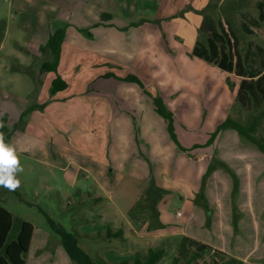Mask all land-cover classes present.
Instances as JSON below:
<instances>
[{
  "label": "rangeland",
  "instance_id": "1",
  "mask_svg": "<svg viewBox=\"0 0 264 264\" xmlns=\"http://www.w3.org/2000/svg\"><path fill=\"white\" fill-rule=\"evenodd\" d=\"M44 1L48 6L41 0H0V20L6 24L0 46V117L6 114L10 125L34 101L28 96L34 86L32 77L13 66H29L33 58L26 48L35 47L38 57L48 32L65 28L57 67L67 85L47 92L50 100H45L43 109L26 114L10 138L9 146L19 161L15 191L21 198L0 187V203L34 227L27 264H66L62 246L53 260L36 263V251L52 252L59 245V237L49 231L47 216L69 231L90 235L107 228L122 231V242L78 237L93 255L119 261L132 259L137 252L145 254L149 248L163 249L157 264H171L180 236L142 235L134 229L129 210L148 188L150 178L170 188L163 195L166 211L182 204L189 210L181 195L198 188L209 162L206 140L227 117L246 124L259 116L254 134L264 138V96L259 94V101L246 106L236 99L239 81L247 76L224 72L189 52L184 55L190 44L205 43L202 26L210 16L215 24L220 20L234 32L245 68L264 72L260 0ZM157 8L159 14L173 12L177 15L172 17L186 19L183 25L196 27V35L165 15L152 23L140 22L148 15L154 17ZM223 145L235 147L227 152L233 165L245 157V151L236 153L238 149H248L250 156L251 151L260 152L238 134ZM212 147L211 160L219 153L215 143ZM261 155V167L251 164L243 171V208L249 214L243 222L246 234L240 231L239 235L248 244L252 236L264 242V206H257L254 214L247 195L253 180L264 175ZM128 169L132 173L122 174ZM218 179L222 188V177ZM259 200L264 205V198ZM254 215L262 221L258 224L257 218L256 230ZM43 230L45 241L38 244ZM231 241L228 248L221 243L226 250L218 245L224 254L204 250L202 242L191 238L177 253V264H184L192 253L198 254L192 264H222L228 253L239 260Z\"/></svg>",
  "mask_w": 264,
  "mask_h": 264
},
{
  "label": "trees",
  "instance_id": "2",
  "mask_svg": "<svg viewBox=\"0 0 264 264\" xmlns=\"http://www.w3.org/2000/svg\"><path fill=\"white\" fill-rule=\"evenodd\" d=\"M218 2L219 0H215ZM216 2H214L216 4ZM259 19L264 22V0L257 2ZM203 22V29L207 32L205 43L196 42L192 56L204 59L209 63L215 64L221 70L226 72H234L243 77L238 84L236 90V99L246 106L249 102L259 101L260 95L264 96V72L260 69L248 70L245 68L241 55L236 48L237 41L234 32H231L224 26L222 21L217 24L212 18L208 17ZM5 22L0 20V41L3 37ZM232 34L234 36H232ZM65 37V28L58 27L50 32L46 40L42 43L39 51L40 55L35 56L33 62L39 64V72L47 73L53 72L55 74L51 81L50 91L54 93L66 87V82L60 77L57 72V65L60 59L61 44ZM42 57V58H41ZM13 69L18 72L28 73L35 84L33 92L29 98L32 99L38 91L40 79L36 77L35 66H23L21 64L14 65ZM260 94V95H259ZM262 98V97H261ZM46 102L38 104H29L18 117V121L13 124L8 123L7 115L0 117V138L9 146L10 138L15 129H17L26 114L34 109L42 110ZM167 119H170V114L162 108L157 109ZM259 116H254L246 124L240 123L238 120L227 117L223 122L216 125L215 130L211 132L206 140L205 146L215 143L218 149V155L209 162L206 171L202 175L200 187L192 197V208L187 222L184 225V231L189 236L199 240L203 243V249H213L225 252L219 249L221 245L223 250L229 246L231 239L235 254L245 260H252L256 264H264V242L252 236V243H245L239 235L240 231L246 234L243 226L245 217L249 214L243 208L245 197L244 172L247 165H258L261 167L262 158L261 153H264V138H257L254 132L257 129ZM168 129L172 134L170 123L167 124ZM240 135L248 139L251 143L256 145L260 152L251 154L248 149L242 148L236 151L240 155L245 151V157L241 161L239 158L238 164L233 165L228 161L227 152L229 149L235 150L233 146H225L229 137ZM246 153H249L248 156ZM243 169V170H242ZM244 171V172H243ZM222 177V188H219V179ZM1 187V186H0ZM19 198H21L17 191H12ZM166 191L158 187L153 178L148 180V188L142 196L136 201V204L130 208L129 214L133 220H139L146 223V230L153 231L162 228L164 224L159 219V212L157 209L158 201L163 197ZM247 195L250 198V209L256 214L257 206L262 208L259 199L264 198V175L259 179H254ZM99 198H94L98 200ZM254 208V209H253ZM148 213L146 216L145 213ZM140 215L141 218L139 217ZM257 216V215H256ZM254 215L252 217L253 227L255 224L262 223ZM47 223L49 231L59 237V245L52 252H45L42 250L36 251V263L44 260H53L57 250L62 246L66 264H157L163 254V249L149 248L147 253L141 254L137 252L132 259H122L119 261H110L101 256L93 255L88 250L79 244L78 237L93 240L95 238L123 241L122 231L120 229L113 230L107 228L104 233L97 234L79 233L77 231L67 230L61 223L55 222L47 216ZM226 225V228H223ZM261 227L257 226L259 234ZM252 233V232H249ZM253 234V233H252ZM45 230L38 237L39 242L43 241ZM34 238L33 225L20 217H14L13 214L0 203V264H27L26 256L29 251L30 241ZM221 243L227 246L224 247ZM37 244V245H38ZM203 250V252H205ZM198 256L197 253H192L184 264H191ZM178 257H173L171 264H177ZM40 264V263H39Z\"/></svg>",
  "mask_w": 264,
  "mask_h": 264
},
{
  "label": "crops",
  "instance_id": "3",
  "mask_svg": "<svg viewBox=\"0 0 264 264\" xmlns=\"http://www.w3.org/2000/svg\"><path fill=\"white\" fill-rule=\"evenodd\" d=\"M41 2H42V4L44 6H48L46 1L41 0ZM169 10L170 9H168L167 11H169ZM153 11L155 12V16L154 17H150V15H148L147 16L148 18H142L140 20V22H150V23H152V21L156 20L154 18H156L158 16L162 17L163 15H165L167 18H173V20L175 22H177V23L179 22L180 27L182 26V27H184L185 29H187L189 31V35H191V36H193V35L195 36L196 35V30H195L196 27H194V29H193V27L191 25H189V24L183 25V23L186 22V19H183L180 16L172 17V15H174V16L177 15V14L175 15V13H173V12H168V13L163 14V12L160 11V14H159V8H157V9H155ZM210 18H212V17H210ZM202 29H203V27H202ZM5 32H6V24L4 25L3 36H4ZM49 33L50 32H48V35H49ZM176 34H177V32H176ZM206 35H207V32H206ZM44 40H46V39H44ZM1 41H0V46H1ZM64 41H65V38H64ZM64 41H63V43H64ZM196 42L192 46H191V44L189 45V47H188L189 49L187 51H185V54H184L185 56L188 57L189 53L191 55V51L193 50ZM34 48L35 47H27L26 48V51L32 55L33 59H35V56H34L35 50H34ZM33 59H32V63L31 64H33L35 66V74H36V77L40 79V84L38 86V91L35 93V95L33 97L34 101L32 103L35 102V103L41 104V103H44L43 100L44 101L45 100L46 101L50 100L47 92L49 93V91H50L51 81L54 78L55 74L53 72L40 73L39 72V64L33 62ZM222 71H224V70H222ZM57 72H58V67H57ZM224 72H226V71H224ZM64 75L65 74L61 73L60 77L64 79ZM34 88H35V84L33 86L32 91L28 94V96H30V94L33 92ZM50 93H51V91H50ZM42 94H45V95H44L43 98L40 99V95H42ZM39 99H40V101H38ZM206 147H207V152L205 153V156L207 157L208 161L210 162L211 161V154L213 152V147H212V145H208ZM158 151H160V149ZM209 162H208V164H209ZM208 164H207V166H208ZM206 169H207V167H206ZM128 173H132L131 169H128V170H125V171L122 172V174H124V175H127ZM201 178H202V176H201ZM201 178H200V182H201ZM153 179H154L155 184L158 187L164 189L166 192L170 190L169 187H166V186L162 185L156 178H153ZM200 182H199L198 188L196 186L193 187V189H192L193 194L191 192H190V194H188L187 192H184V194L181 195V199L184 200L183 201L184 205L187 204L188 205L187 209L189 208V210H185L186 207L184 208V206L182 204L181 207H176V208H174V210L170 209L169 211H166L165 209L167 208V204L164 202V197H163L157 203V209H158V212H159V219L164 224V226L162 228H158V229H155L153 231H151V230L147 231L146 228H145V226H146L145 222L139 221V220H133L132 222H133L134 229H136V228L139 229L137 232L142 233V235L147 234L149 236H154V237L171 236V234H177L178 236H180L179 242H178V245H177V249H176V254L174 255V257H177V253L179 252V250H184L185 245H187L191 241V238H193V237H191V236H189L188 234L185 233L184 225L187 222V218L189 217L190 212H191V208H192V205H193L192 197L198 191V189L200 187ZM87 196L90 197V198H95V197H92L90 195V193H88ZM178 211L181 212L180 215H177ZM184 217H186V219ZM139 225H141V226L139 227ZM113 230H116V229H113ZM232 256H233V254H229V253L226 254L225 257H223L224 259L222 260L221 263L222 264H237L239 262V260H241L245 264H248V262L245 259L237 256L240 259L239 260L236 259V260H238V261H236L235 259L232 258ZM234 256H236V255H234ZM105 259L110 260L108 258H105Z\"/></svg>",
  "mask_w": 264,
  "mask_h": 264
},
{
  "label": "clouds",
  "instance_id": "4",
  "mask_svg": "<svg viewBox=\"0 0 264 264\" xmlns=\"http://www.w3.org/2000/svg\"><path fill=\"white\" fill-rule=\"evenodd\" d=\"M18 159L11 146L6 145L0 138V186L9 191L15 190L19 186L16 175L19 173Z\"/></svg>",
  "mask_w": 264,
  "mask_h": 264
},
{
  "label": "built area",
  "instance_id": "5",
  "mask_svg": "<svg viewBox=\"0 0 264 264\" xmlns=\"http://www.w3.org/2000/svg\"><path fill=\"white\" fill-rule=\"evenodd\" d=\"M180 214H181V212H180V211H178V212H177V215H180Z\"/></svg>",
  "mask_w": 264,
  "mask_h": 264
}]
</instances>
